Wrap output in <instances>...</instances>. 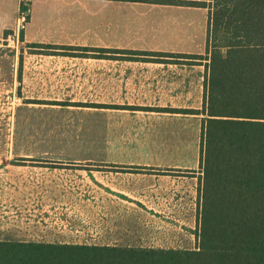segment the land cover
<instances>
[{"label":"crops","instance_id":"0c3cea01","mask_svg":"<svg viewBox=\"0 0 264 264\" xmlns=\"http://www.w3.org/2000/svg\"><path fill=\"white\" fill-rule=\"evenodd\" d=\"M187 1L0 0V240L198 247L212 0Z\"/></svg>","mask_w":264,"mask_h":264},{"label":"trees","instance_id":"16d2710c","mask_svg":"<svg viewBox=\"0 0 264 264\" xmlns=\"http://www.w3.org/2000/svg\"><path fill=\"white\" fill-rule=\"evenodd\" d=\"M211 7L198 247L0 240V264H264V0Z\"/></svg>","mask_w":264,"mask_h":264},{"label":"built area","instance_id":"2783aa9c","mask_svg":"<svg viewBox=\"0 0 264 264\" xmlns=\"http://www.w3.org/2000/svg\"><path fill=\"white\" fill-rule=\"evenodd\" d=\"M20 18H21L20 29L23 30V29H25L26 24H27V20H28L27 15L22 11ZM8 38H9L8 40L15 41L14 40L15 34L12 33Z\"/></svg>","mask_w":264,"mask_h":264},{"label":"rangeland","instance_id":"374dc122","mask_svg":"<svg viewBox=\"0 0 264 264\" xmlns=\"http://www.w3.org/2000/svg\"><path fill=\"white\" fill-rule=\"evenodd\" d=\"M5 128H7V125L0 122V131L1 130H5ZM197 140L198 139H188V140H185V141H186V143L191 144V147H193L194 149L198 150L197 149ZM0 146L2 147L3 145L0 144ZM9 238H11V237H9Z\"/></svg>","mask_w":264,"mask_h":264}]
</instances>
